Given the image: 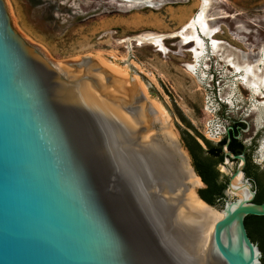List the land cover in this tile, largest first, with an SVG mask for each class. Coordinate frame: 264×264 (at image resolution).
<instances>
[{"label":"water","instance_id":"1","mask_svg":"<svg viewBox=\"0 0 264 264\" xmlns=\"http://www.w3.org/2000/svg\"><path fill=\"white\" fill-rule=\"evenodd\" d=\"M142 102L96 57L53 59L0 0V264H263L245 154L224 143L239 164L209 203L202 179L176 177L183 157Z\"/></svg>","mask_w":264,"mask_h":264},{"label":"rangeland","instance_id":"2","mask_svg":"<svg viewBox=\"0 0 264 264\" xmlns=\"http://www.w3.org/2000/svg\"><path fill=\"white\" fill-rule=\"evenodd\" d=\"M8 1L33 42L53 59L101 56L126 76L139 78L147 86L146 100H157L168 112L192 166L183 139L187 131L207 154L204 139L215 146L233 126L245 123L237 137L251 159L246 174L258 191L264 190V91L253 93L243 83L242 71L223 59L233 52L243 61L264 58V0H211L207 15L215 28L212 39L224 48L213 52L211 38L205 37L208 50L198 69L201 86L188 69L195 43H184L179 32L195 18L203 0ZM150 34L164 35L166 49L136 40ZM217 162L220 174L239 164L232 159L224 165L221 157Z\"/></svg>","mask_w":264,"mask_h":264},{"label":"bare ground","instance_id":"3","mask_svg":"<svg viewBox=\"0 0 264 264\" xmlns=\"http://www.w3.org/2000/svg\"><path fill=\"white\" fill-rule=\"evenodd\" d=\"M210 3L211 0H203L198 14L186 27L183 28V30L179 32V34L183 38L184 43H190L192 41L195 43V46L192 50L194 54V62L188 64V69L198 78L200 86L203 85V80L200 79L198 75V69L202 66L203 58H205V53L208 50L205 37L211 38V48L213 52L219 53V51L224 48V45L220 41L212 39V36L215 33V28L210 25L207 15ZM163 39L164 35L156 34L141 35L136 37V40H138L140 43L152 42L156 46L165 50L166 48L164 46ZM94 57L98 58L99 60L113 68L115 71L120 73L125 83L129 84L131 80H134L135 83H137V86L140 91L144 94V96H147V86L139 82V78H132V74L126 76L124 70L112 64L108 59H105L101 56ZM223 59L227 64L231 65L236 72L242 71V81L247 87H249L253 91V93L263 94V57L260 58L257 62L249 60L243 61L241 59H238L236 53L233 52L231 54H223ZM202 73L205 76V73L203 71ZM139 109L143 114L156 140L183 157L176 173V177L200 179L199 176L193 170V168L190 166L191 162L188 158V152L185 150L176 132L173 131V128L169 124L168 118L170 116L168 112H166L165 108L163 109L162 105L157 100H152L149 104L142 102L139 106Z\"/></svg>","mask_w":264,"mask_h":264},{"label":"trees","instance_id":"4","mask_svg":"<svg viewBox=\"0 0 264 264\" xmlns=\"http://www.w3.org/2000/svg\"><path fill=\"white\" fill-rule=\"evenodd\" d=\"M240 123H241V125L245 126V123H242V122H240ZM183 139L186 142V147H188V149L190 150V153L194 159L196 156H198L199 152H202L204 150L201 143H199V141L197 140V138L194 135H192L191 133H189L188 131L186 132V134H184ZM227 140H228L227 138H224L217 145L214 146V145H212V143L210 141H208L207 139H204L206 144L209 145L208 153H209V156L211 158V159L207 160V163L209 164V166L215 167L216 162L213 161V159L216 156L224 158V153H223L222 147H223L224 143L227 142ZM233 141H238V140L236 138H233ZM239 144L242 146L241 142ZM229 146H230L229 149L232 150L231 142H230ZM193 165H194V168L197 172L196 174L199 176L201 173L199 171L197 161H194ZM190 166L192 167V164H190ZM194 168H193V170H194ZM215 174H216V176H219L220 172L216 171ZM225 188H226V179L221 181V183H218L216 186L215 185L214 186L208 185L204 188L199 189V193L209 203L216 204L217 199L223 196ZM255 201L256 202L264 201V190L258 191V194L256 196ZM245 223H246V227H247V230H248L250 237L252 238V240L259 242L260 247H261L262 251L264 252V216L250 215L246 218Z\"/></svg>","mask_w":264,"mask_h":264},{"label":"flooded vegetation","instance_id":"5","mask_svg":"<svg viewBox=\"0 0 264 264\" xmlns=\"http://www.w3.org/2000/svg\"><path fill=\"white\" fill-rule=\"evenodd\" d=\"M244 127L245 126L241 125V123H239L236 126V129L233 126L232 130L230 131V134L228 132L225 138L228 139L229 137H231V141H230L231 142V148H232V151H234V153H236V154L244 153L245 154V156L247 158V162H246V165L244 167V170L246 173H248L249 167L251 165V159H250L249 154H247L245 147L243 145L241 146L239 144L241 141L237 137V133H240L241 130L244 129ZM233 138H236L238 141H233ZM185 145H186V142H185ZM187 149H188V147H187ZM189 152H190V150H189ZM192 158H193V156H192ZM219 158H220L219 156H216L213 159V161L216 162L215 167H211L207 163V160L211 159V158L209 156V153L207 152V154H206L204 150L202 152H199L198 156H196L195 159L193 158V163H194V161H197V163H198L199 171L201 173L200 174L201 176L199 175V177H200V179H202L203 183L205 184V187L208 185L209 186L210 185L216 186L218 183H221V181L225 180V179H221V174L219 176H216V174H215L216 171H219L218 162H217V160H219ZM235 160H237V159H235ZM237 161L239 162V160H237ZM249 177L251 178V176H249ZM257 194H258V189H257Z\"/></svg>","mask_w":264,"mask_h":264}]
</instances>
